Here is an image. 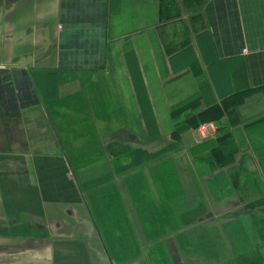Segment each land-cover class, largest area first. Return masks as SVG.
<instances>
[{
	"label": "crops",
	"instance_id": "crops-1",
	"mask_svg": "<svg viewBox=\"0 0 264 264\" xmlns=\"http://www.w3.org/2000/svg\"><path fill=\"white\" fill-rule=\"evenodd\" d=\"M0 264H264V0H0Z\"/></svg>",
	"mask_w": 264,
	"mask_h": 264
},
{
	"label": "trees",
	"instance_id": "trees-1",
	"mask_svg": "<svg viewBox=\"0 0 264 264\" xmlns=\"http://www.w3.org/2000/svg\"><path fill=\"white\" fill-rule=\"evenodd\" d=\"M166 1H167V0H166ZM168 1H169V0H168ZM166 3H167V2H166ZM166 3H164V5H166ZM160 9H162V11L165 12V10L167 9V7L162 6V7H160ZM243 94H245V92L240 93L238 97H240V95H243ZM240 100H242L241 97H240L239 101H240ZM219 113H220V111H219ZM200 114H205V111H204V112H201ZM221 114H222V113H221ZM221 114H220V115H221ZM206 119H207V118H206ZM185 122H186V121H185ZM185 122H182V124H180V125L177 126L176 131L173 132V135H174V136L177 137V135H178L177 132L180 131V129H182V127L185 126ZM187 123H188V122H187ZM187 123H186V124H187ZM199 123H200V122H199ZM197 125H198V124H197ZM186 126H187V125H186ZM218 155H220L222 158H225V157H226V156H225L226 153H225L224 151H219ZM156 156H157V155H156ZM223 164H225V163H223ZM70 166H71V168H72V172L74 173L73 168H75V166L73 165V163L70 164ZM74 174H75V173H74Z\"/></svg>",
	"mask_w": 264,
	"mask_h": 264
},
{
	"label": "built area",
	"instance_id": "built-area-1",
	"mask_svg": "<svg viewBox=\"0 0 264 264\" xmlns=\"http://www.w3.org/2000/svg\"><path fill=\"white\" fill-rule=\"evenodd\" d=\"M209 125H211L213 127V129L215 128L214 124H207V123H204L203 125L200 126L199 131L202 135L203 134L205 135V133H208L205 131V127H208ZM205 136H207V135H205Z\"/></svg>",
	"mask_w": 264,
	"mask_h": 264
},
{
	"label": "rangeland",
	"instance_id": "rangeland-1",
	"mask_svg": "<svg viewBox=\"0 0 264 264\" xmlns=\"http://www.w3.org/2000/svg\"><path fill=\"white\" fill-rule=\"evenodd\" d=\"M220 67H223V65H220ZM213 127L211 125H209L208 127H205V131L208 132V133H205V135H208L209 133H212L213 131ZM202 135V134H201ZM204 135V134H203ZM204 135V136H205Z\"/></svg>",
	"mask_w": 264,
	"mask_h": 264
}]
</instances>
